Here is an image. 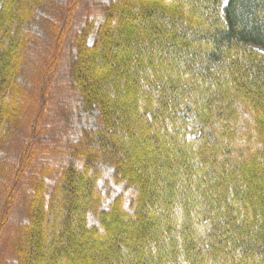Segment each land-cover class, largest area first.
I'll use <instances>...</instances> for the list:
<instances>
[{"label": "trees", "instance_id": "1", "mask_svg": "<svg viewBox=\"0 0 264 264\" xmlns=\"http://www.w3.org/2000/svg\"><path fill=\"white\" fill-rule=\"evenodd\" d=\"M84 1L0 0V264H264V0Z\"/></svg>", "mask_w": 264, "mask_h": 264}, {"label": "rangeland", "instance_id": "2", "mask_svg": "<svg viewBox=\"0 0 264 264\" xmlns=\"http://www.w3.org/2000/svg\"><path fill=\"white\" fill-rule=\"evenodd\" d=\"M67 0H64L66 2ZM93 0H85L84 4L82 5V9L78 15V18L76 19L77 22H75L74 29L72 31L75 32L78 27L84 22L85 18H94L97 17L100 13V7H102L105 4L106 0H97L93 5L96 6H89L92 3ZM89 6V8H87ZM72 33L69 36V41L67 43V48L65 50V53L62 57L61 64L58 69L57 73V86L55 88L54 93V100L52 103L54 114L55 112H62L63 109L68 108L67 105L70 107H74L76 105V99L75 97L70 93V77H69V55L70 51L72 49L71 42H72ZM58 118V117H57ZM58 123V119H57Z\"/></svg>", "mask_w": 264, "mask_h": 264}]
</instances>
